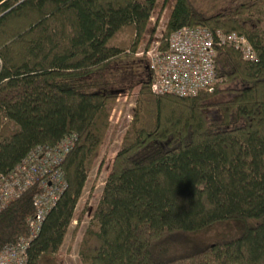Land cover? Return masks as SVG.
<instances>
[{
	"label": "trees",
	"instance_id": "1",
	"mask_svg": "<svg viewBox=\"0 0 264 264\" xmlns=\"http://www.w3.org/2000/svg\"><path fill=\"white\" fill-rule=\"evenodd\" d=\"M165 1V0H164ZM156 0H0V175L35 147L68 140L65 181L27 247V264L56 257L108 127L110 104L137 88L132 121L109 162L78 246L81 264H264V0L204 16L174 0L181 26L246 37L248 62L218 48L213 91L154 95L133 53ZM126 51V52H125ZM32 184L0 210V250L29 234Z\"/></svg>",
	"mask_w": 264,
	"mask_h": 264
},
{
	"label": "built area",
	"instance_id": "2",
	"mask_svg": "<svg viewBox=\"0 0 264 264\" xmlns=\"http://www.w3.org/2000/svg\"><path fill=\"white\" fill-rule=\"evenodd\" d=\"M161 42L138 53L146 61L149 89L154 95L190 97L200 90L213 91L218 82L215 70L218 48H233L243 60L256 61V53L246 37L235 32L181 26ZM69 146L65 140L55 148L35 147L9 175H0V210L32 184L36 183L39 189L33 201L34 215L27 223L28 236L0 250V264H27L28 243L65 187L60 163Z\"/></svg>",
	"mask_w": 264,
	"mask_h": 264
},
{
	"label": "rangeland",
	"instance_id": "3",
	"mask_svg": "<svg viewBox=\"0 0 264 264\" xmlns=\"http://www.w3.org/2000/svg\"><path fill=\"white\" fill-rule=\"evenodd\" d=\"M195 11L204 16H211L218 12H228L236 5L247 0H185ZM174 0H156V7L149 18V24L154 28L153 34L144 35L132 53L129 45L134 43V34L128 29H123L116 35V42L124 43L126 53L132 57L140 58L138 53L156 45L162 44L165 37V24L168 13ZM138 55V56H137ZM137 88L130 94H123L110 104L108 127L100 146L99 155L87 174L81 195L75 205L73 219L63 237L62 244L56 252V257L61 264H81L78 258V246L83 231L92 226V212L100 197L103 182L106 177V168L119 146L120 137L127 130L132 121V109Z\"/></svg>",
	"mask_w": 264,
	"mask_h": 264
}]
</instances>
